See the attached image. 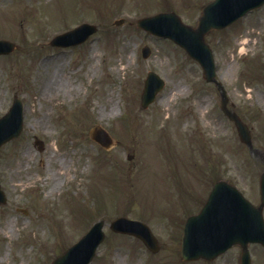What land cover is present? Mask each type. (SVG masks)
<instances>
[{"label":"rangeland","instance_id":"rangeland-1","mask_svg":"<svg viewBox=\"0 0 264 264\" xmlns=\"http://www.w3.org/2000/svg\"><path fill=\"white\" fill-rule=\"evenodd\" d=\"M205 1L0 0V38L18 46L0 55V114L13 96L23 111L19 135L0 145L7 195L0 204V264H49L98 219L105 220V237L89 264H238L237 245L207 263L182 262L179 237L185 217L200 208L216 179L259 201L264 5L206 36L216 76L251 127L260 153L255 156L223 116L219 92L202 78L200 65L171 40L132 22L173 10L192 24ZM120 16L124 23L113 24ZM82 21L99 25L84 43L48 44L53 34ZM144 44L151 50L146 58ZM150 69L165 85L142 109L140 92ZM94 124L112 137L109 147L89 137ZM35 138L43 141L42 150ZM118 215L147 223L161 248L151 253L139 239L112 232L108 222ZM249 250L251 264H264L259 244Z\"/></svg>","mask_w":264,"mask_h":264},{"label":"water","instance_id":"water-1","mask_svg":"<svg viewBox=\"0 0 264 264\" xmlns=\"http://www.w3.org/2000/svg\"><path fill=\"white\" fill-rule=\"evenodd\" d=\"M264 0H211L201 9L196 26H190L180 21L173 12H160L151 17L138 20L137 24L153 33L168 36L181 45L189 55L196 58L203 66V76L207 81H214L221 93V107L224 113L234 121L239 137L251 148L250 134L246 125L232 111L225 107L226 96L223 86L214 78V64L211 50L204 42L203 36L212 28L223 27L248 9L259 5ZM94 30L90 25L83 24L76 28L75 36L69 33L53 39L58 45H68L82 41ZM71 34V35H70ZM13 44L0 40V51L12 49ZM143 55L149 49L145 46ZM163 81L153 71H149L141 94V105L146 106L153 100L155 93L162 87ZM10 121L14 128L8 130ZM20 103L15 101L10 111L0 119V144L17 135L20 129ZM2 131H4L2 133ZM93 138L107 146L110 138L106 132L95 127L90 131ZM261 200L258 206H253L230 183L218 180L214 183L206 202L200 212L187 218L180 242V255L184 260L203 257L211 259L237 243L241 246L240 264H249V242H260L264 246V221L261 209L264 206V172L260 178ZM4 197L0 191V201ZM103 222H96L88 232L74 245L67 248L51 262V264H86L94 254L95 248L103 238L101 230ZM113 230L138 236L148 248L155 251L158 248L155 237L148 226L141 221L118 217L110 223Z\"/></svg>","mask_w":264,"mask_h":264},{"label":"bare ground","instance_id":"bare-ground-1","mask_svg":"<svg viewBox=\"0 0 264 264\" xmlns=\"http://www.w3.org/2000/svg\"><path fill=\"white\" fill-rule=\"evenodd\" d=\"M110 101H111V99H110ZM118 107H119V101L112 102L111 106H110L111 112H113V113L117 112L116 109H118ZM24 151H25V154L24 153L23 154L27 156L28 149H25ZM55 176H58L57 173L55 174ZM59 183L60 182H56V184L52 186V189L57 187L59 185Z\"/></svg>","mask_w":264,"mask_h":264}]
</instances>
